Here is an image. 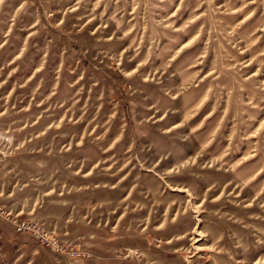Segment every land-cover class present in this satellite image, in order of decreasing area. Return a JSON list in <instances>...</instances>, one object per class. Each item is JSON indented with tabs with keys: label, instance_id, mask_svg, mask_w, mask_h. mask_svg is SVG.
<instances>
[{
	"label": "rangeland",
	"instance_id": "rangeland-1",
	"mask_svg": "<svg viewBox=\"0 0 264 264\" xmlns=\"http://www.w3.org/2000/svg\"><path fill=\"white\" fill-rule=\"evenodd\" d=\"M0 215L264 264V0H0Z\"/></svg>",
	"mask_w": 264,
	"mask_h": 264
},
{
	"label": "crops",
	"instance_id": "crops-1",
	"mask_svg": "<svg viewBox=\"0 0 264 264\" xmlns=\"http://www.w3.org/2000/svg\"><path fill=\"white\" fill-rule=\"evenodd\" d=\"M90 242L92 256L86 261L77 257L57 256L47 248L38 245L32 235L17 233L14 226L0 215V264H123L110 253L117 248L111 240H98V231L85 234ZM84 241V240H83ZM135 249H146L148 242L138 240L132 245ZM125 262H128L125 260Z\"/></svg>",
	"mask_w": 264,
	"mask_h": 264
},
{
	"label": "built area",
	"instance_id": "built-area-1",
	"mask_svg": "<svg viewBox=\"0 0 264 264\" xmlns=\"http://www.w3.org/2000/svg\"><path fill=\"white\" fill-rule=\"evenodd\" d=\"M12 223H14L16 227V231L18 232H29L31 233L39 243L51 248L55 252L63 253L70 257H86L88 255L87 252L78 251L77 249L71 247L67 249L64 245H60L58 241L55 240L49 233L36 227L34 225H29L24 221H16L15 219H10Z\"/></svg>",
	"mask_w": 264,
	"mask_h": 264
}]
</instances>
